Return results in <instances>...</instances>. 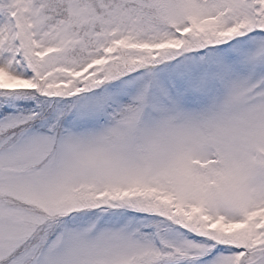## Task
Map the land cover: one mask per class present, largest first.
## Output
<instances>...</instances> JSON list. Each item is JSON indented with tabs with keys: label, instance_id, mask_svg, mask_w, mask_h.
Wrapping results in <instances>:
<instances>
[{
	"label": "snow or ice",
	"instance_id": "1",
	"mask_svg": "<svg viewBox=\"0 0 264 264\" xmlns=\"http://www.w3.org/2000/svg\"><path fill=\"white\" fill-rule=\"evenodd\" d=\"M0 264H264V0H0Z\"/></svg>",
	"mask_w": 264,
	"mask_h": 264
}]
</instances>
